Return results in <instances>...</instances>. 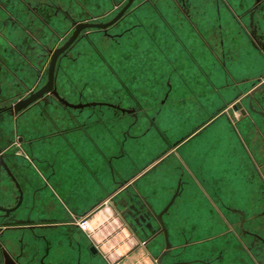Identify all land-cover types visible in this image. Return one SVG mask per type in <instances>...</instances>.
Masks as SVG:
<instances>
[{
    "label": "crops",
    "instance_id": "0c3cea01",
    "mask_svg": "<svg viewBox=\"0 0 264 264\" xmlns=\"http://www.w3.org/2000/svg\"><path fill=\"white\" fill-rule=\"evenodd\" d=\"M157 1L114 38L91 31V57L59 60V99L15 111L60 24L110 2L0 0V259L156 264L167 240L162 264H264V125L245 100L264 73V0H188L178 25ZM123 87L149 125H124Z\"/></svg>",
    "mask_w": 264,
    "mask_h": 264
},
{
    "label": "rangeland",
    "instance_id": "374dc122",
    "mask_svg": "<svg viewBox=\"0 0 264 264\" xmlns=\"http://www.w3.org/2000/svg\"><path fill=\"white\" fill-rule=\"evenodd\" d=\"M108 1L110 2V4L108 6H106L107 8L106 9L104 8L103 10H101L98 13H95L94 15H89L87 17H82V18H81V16H78L79 19H71L70 21H66V22L64 21L60 24L61 28L59 29V34L53 33V40H52V43L50 44V46H47V48L44 49L43 51L41 50V53H42L41 64L39 65V67H37V69L35 68L36 70L34 69L36 79L33 82L34 84L29 86V89L27 92L28 95L35 92L36 90H38L40 87H42L46 83L47 68H48V63L50 61L51 55L55 51H57L58 49L65 46L66 43L72 37L73 33H76L75 39L66 47V49L58 57V60L56 62V66H55V71H54V79H55L57 72H62V74L64 75L65 78L67 76H69V69L67 68L68 66L65 65L64 61H62L60 66L58 67V62H59V60L61 61V59L64 57L65 58H67L69 56L71 57L72 51L75 50V56H77V57L83 56L86 52L89 54H85V55L88 57L89 56L91 57L90 52H92V50L95 52V50L93 49L94 45L91 41V39L93 37H89L91 31L101 30L106 37L114 38L116 34H115V32H112V31L116 27V25H118L121 22L130 21L131 17L133 18L134 14H135V10L137 9V7L139 5L149 4L152 1H153V3H155L154 2L155 0H132L130 4H128L129 0H108ZM157 2H160L163 4L160 7L161 13H164V14L166 13L167 15H172V16H170L172 18L171 20L173 21V23H177V25L180 22V21H178L179 18L181 16H183L184 13L187 12L186 11L187 9L190 8V6L184 5V3L188 4V0H174L173 3L169 2V0H158ZM92 3H94V2H92ZM220 3H222V2H220ZM157 8H159V6H157ZM220 9L223 13L230 14L227 11L225 5L222 4ZM249 12L252 13L251 11H249ZM120 13H122L121 16L116 21H114L109 26H107L106 28H104V27L103 28H93V27H87V26L84 27L83 26V25H91V24L104 25V24L114 20L117 17V15H119ZM43 14L45 15V17L50 19L51 16H49L46 11H43ZM246 14H248V13H246ZM29 16L33 20H31L29 18L30 20H28V22L26 23L28 27L35 29V31H36V28L37 29L39 28V30L41 29L40 30L41 32L45 31V30L51 31V27L50 28L45 27V26H48L49 23H46V22L41 23V21H36V19H37L36 15L32 16L31 14H29ZM237 20H238V18H237ZM248 20H249V18H246L244 23H245V27L247 26L248 30H250L251 27L247 22ZM235 23H236V25L234 27L241 28L242 25L240 26V24L242 22L241 23L235 22ZM50 26H53L52 22L50 23ZM53 30H56V29L53 28ZM126 30H128V31L131 30V24L125 28V31ZM256 40H258V39H256ZM96 43H97V41H96ZM90 48L92 50H90ZM77 49L78 50L82 49L84 54H81L80 51H78ZM92 54H93V52H92ZM33 63H35V61ZM57 67H58V70H57ZM30 70L31 69H29V71ZM171 71H172V76L177 77V73L174 72V70H171ZM32 74H34V73H32ZM258 79H260V81H258ZM252 81L253 82H252L250 88L251 89H253L254 87H258V88L256 90L255 95L254 94L251 95V93H250V94H248L249 97L245 98V100L247 102V106H250V110L252 109L254 114H256V115L258 114V116L259 115L262 116V117H258L259 118L258 121H259V124L264 125V73L261 72L258 74H254ZM92 84H93L92 87L96 91L98 89H100L94 81L92 82ZM100 86L103 88L102 85H100ZM164 88H166V87H164ZM180 88L181 87H179V86H175V87H173V90L171 91V93L173 94V98L176 99L177 102H178V100H180V97L183 95L182 88L181 89ZM122 89H123V96L125 97V99H124L125 102L121 106L120 110L124 112V117H125L124 118V125L126 126V125L132 124V125L136 126L139 122H143V121L145 123V124L143 123L144 126L149 125V121H148L149 119L144 117L143 111L141 109H139L141 107H138L137 103L135 101H133V99L131 98V94H130L129 90L126 87H123ZM159 94H161V92ZM231 97H232V94H231V96L229 95L228 99ZM233 102H234V100H232V101L228 100L225 103V105L221 108H225L226 105L230 106ZM154 104L157 105L159 103H158V101H156L155 103L154 102L152 103V105H154ZM180 126L181 125H175L172 127V129H174V130L179 129ZM180 129H183V127ZM182 135L183 134H179L178 138H181V139H179L178 141H174V140H177L178 138L175 137L173 134V136H172L173 137L172 147H174L177 142L183 140ZM0 264H3L2 258L0 259Z\"/></svg>",
    "mask_w": 264,
    "mask_h": 264
},
{
    "label": "water",
    "instance_id": "95a60500",
    "mask_svg": "<svg viewBox=\"0 0 264 264\" xmlns=\"http://www.w3.org/2000/svg\"><path fill=\"white\" fill-rule=\"evenodd\" d=\"M132 0H129L128 4L131 3ZM122 13H120L119 15H117V17L104 24V25H98V24H91V25H83L84 27H93V28H106L107 26H109L111 23H113L114 21H116ZM76 33H73L72 37L70 38V40L66 43L65 46H63L62 48L58 49L57 51H55L50 58V61L48 63V68H47V80L46 83L40 87L38 90H36L35 92L29 94L27 97H25L24 99H21L15 103H13V105H11V108L15 111H19L23 108H25L27 105L31 104L32 102L36 101L37 99H39L40 97H42L44 94H51L54 97L58 98V95L56 93V90L54 88V71H55V66H56V62L58 60L59 55L66 49V47L75 39ZM256 88L258 87H254L250 93H252ZM240 109V113L244 114L243 109H241V105L239 102L235 103V105H232L230 108L227 109V113H231L234 110ZM162 231H164V229L162 228ZM170 245L168 243V241H165V251L169 250ZM91 251L94 253L95 249L91 248ZM164 251V252H165ZM163 253L160 254V256L158 257L156 264H162L161 263V257L163 256ZM3 264H14L13 261L11 260V258L6 254L3 253Z\"/></svg>",
    "mask_w": 264,
    "mask_h": 264
},
{
    "label": "built area",
    "instance_id": "2783aa9c",
    "mask_svg": "<svg viewBox=\"0 0 264 264\" xmlns=\"http://www.w3.org/2000/svg\"><path fill=\"white\" fill-rule=\"evenodd\" d=\"M77 226L78 228L83 231V232H88V224H87V220L84 217H81L79 219H77Z\"/></svg>",
    "mask_w": 264,
    "mask_h": 264
},
{
    "label": "flooded vegetation",
    "instance_id": "af4514ba",
    "mask_svg": "<svg viewBox=\"0 0 264 264\" xmlns=\"http://www.w3.org/2000/svg\"><path fill=\"white\" fill-rule=\"evenodd\" d=\"M254 39H255V38H254ZM258 81H260V79H258ZM237 102H238V101H237ZM237 102H235V103H237ZM235 103L232 104V105H235ZM239 103H240V102H239ZM232 105H231V106H232ZM240 105H241V104H240ZM231 106H230V107H231ZM230 107H229V108H230ZM241 109H243L242 106H241ZM234 111H239V112H240V109H237V110H234ZM234 111H232V112H234ZM243 111H244V109H243ZM232 112H231V113H232ZM244 114H245V111H244ZM242 115H243V114H242ZM2 260H4V259L2 258Z\"/></svg>",
    "mask_w": 264,
    "mask_h": 264
}]
</instances>
